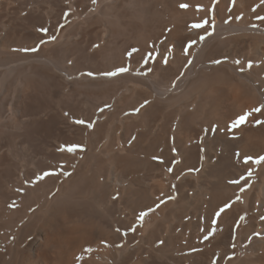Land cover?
Here are the masks:
<instances>
[{
    "label": "bare ground",
    "instance_id": "obj_1",
    "mask_svg": "<svg viewBox=\"0 0 264 264\" xmlns=\"http://www.w3.org/2000/svg\"><path fill=\"white\" fill-rule=\"evenodd\" d=\"M261 106L264 0H0V264H264Z\"/></svg>",
    "mask_w": 264,
    "mask_h": 264
},
{
    "label": "snow or ice",
    "instance_id": "obj_2",
    "mask_svg": "<svg viewBox=\"0 0 264 264\" xmlns=\"http://www.w3.org/2000/svg\"><path fill=\"white\" fill-rule=\"evenodd\" d=\"M94 2H95V0H94ZM233 3H234V0H233ZM180 7H181L182 9H184V8H187L188 5H187V4H181ZM253 10H255V9H253ZM191 27H192V28H200V27H202V25L199 24V23H194V24L191 25ZM39 31L46 32L47 30H46V29H39ZM204 38H205V37H203V36L200 37L201 40H203ZM41 42L43 43V41H41ZM193 43H194V42H193ZM189 47H191V44H189ZM36 50H37L36 48L31 49V51H36ZM26 51H27V50H26ZM165 63H167L166 60H165ZM189 63H190V62H189ZM216 63H219V61H216ZM237 63H239V62L237 61ZM248 66L251 67V66H252L251 63H249ZM127 71H128L127 68H125V67H120V68H118L116 71H109V72H107V73H104V75H106V76H110V77H111V76H116V75L119 74V73H125V72H127ZM87 75L92 76L93 73L89 72V73H87ZM142 106H143V105H142ZM262 110H264V106L253 108V109L251 110V112H245L243 115L238 116V117H237V118H236V119H235V120H234V121L228 126L229 131H231V130H233V129H237V128H239L241 125H243V124L247 121L248 117H249L252 113H260ZM137 111H139V109H137ZM76 123H78V124H83V123H85V122L82 121V120H77ZM257 123H258V124H259V123H264V121H257ZM89 127H91V125H89ZM213 130H214V129H213ZM76 147H78V146H73V147H71V148H68L67 150H68L69 152H72V151H75V150H76ZM248 159H251V158H250V157L245 158V162H246V163H247ZM261 162H264V156H260L259 158H257V159L255 160V163H256V164H260ZM169 171H171V169H169ZM46 175H47V173H46ZM249 175H251V173H249ZM231 182H232V183H237L238 181H231ZM169 199H173V197H169ZM230 206H231V205L226 204L224 207H222V208L216 213V216L219 217L220 214L223 213L224 211H226V209L229 208ZM157 207H159V205H157ZM145 215H147V213L142 212V213L140 214L139 219H140V220H143L144 217H145ZM241 219H243V217H241ZM213 224H215V221H213ZM211 234H213V233H210L209 235H205L203 239H204V240H208V239H209V236H210Z\"/></svg>",
    "mask_w": 264,
    "mask_h": 264
}]
</instances>
